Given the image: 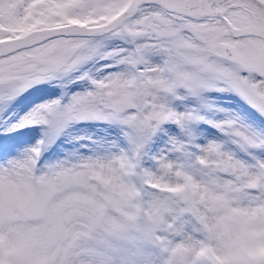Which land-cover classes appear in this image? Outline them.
<instances>
[{
	"label": "rangeland",
	"instance_id": "obj_1",
	"mask_svg": "<svg viewBox=\"0 0 264 264\" xmlns=\"http://www.w3.org/2000/svg\"><path fill=\"white\" fill-rule=\"evenodd\" d=\"M130 1L0 0V38ZM234 4L0 58V264H264V16Z\"/></svg>",
	"mask_w": 264,
	"mask_h": 264
},
{
	"label": "water",
	"instance_id": "obj_2",
	"mask_svg": "<svg viewBox=\"0 0 264 264\" xmlns=\"http://www.w3.org/2000/svg\"><path fill=\"white\" fill-rule=\"evenodd\" d=\"M235 1L251 3L264 14L263 0H131L126 7L121 8L112 18L104 22L85 24L69 21L38 26L30 28L20 35L0 38V58L55 38H90L96 35L109 34L124 21L132 17L142 4L157 3L167 12L182 15L191 14L204 17H218L226 21V17L224 16L225 11L229 7H235ZM217 7H220V9H216ZM221 49L224 58L230 59L231 50L223 44L221 45Z\"/></svg>",
	"mask_w": 264,
	"mask_h": 264
},
{
	"label": "bare ground",
	"instance_id": "obj_3",
	"mask_svg": "<svg viewBox=\"0 0 264 264\" xmlns=\"http://www.w3.org/2000/svg\"><path fill=\"white\" fill-rule=\"evenodd\" d=\"M216 9H220V7H217ZM164 12L166 15H168V17L170 19L174 20L175 22H177L179 20V18L177 16H175V14H177V13L167 12V11H164ZM185 16H186V18L183 17L182 19H183L184 23H187V24H199V23L204 21L202 16L191 15V14H186ZM262 16H264L263 13H262ZM179 23H181V22H179ZM252 32L254 34L256 33V34L264 35L263 25L257 24L256 27L252 29Z\"/></svg>",
	"mask_w": 264,
	"mask_h": 264
},
{
	"label": "trees",
	"instance_id": "obj_4",
	"mask_svg": "<svg viewBox=\"0 0 264 264\" xmlns=\"http://www.w3.org/2000/svg\"><path fill=\"white\" fill-rule=\"evenodd\" d=\"M166 238V236L164 237V233L159 237V240L158 239H156V241L155 242H161L163 239H165Z\"/></svg>",
	"mask_w": 264,
	"mask_h": 264
}]
</instances>
